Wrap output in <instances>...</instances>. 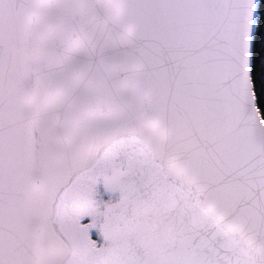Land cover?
Masks as SVG:
<instances>
[{
	"label": "snow or ice",
	"instance_id": "snow-or-ice-1",
	"mask_svg": "<svg viewBox=\"0 0 264 264\" xmlns=\"http://www.w3.org/2000/svg\"><path fill=\"white\" fill-rule=\"evenodd\" d=\"M0 264H264L257 0H0Z\"/></svg>",
	"mask_w": 264,
	"mask_h": 264
},
{
	"label": "water",
	"instance_id": "water-1",
	"mask_svg": "<svg viewBox=\"0 0 264 264\" xmlns=\"http://www.w3.org/2000/svg\"><path fill=\"white\" fill-rule=\"evenodd\" d=\"M260 1L261 0H257L258 10H259ZM254 37H255V31L253 34V43H254ZM98 189L100 190V193L102 195L103 200H109V199L117 200V199H119L120 193L118 190L115 192H112V193H109L106 190H104L102 178L100 180V183L98 184ZM90 220H91L90 217H84V218H82L81 222L82 223H89ZM90 236L92 239L96 240L98 245L104 243L103 237L100 235V231H99L98 227L90 229Z\"/></svg>",
	"mask_w": 264,
	"mask_h": 264
},
{
	"label": "trees",
	"instance_id": "trees-1",
	"mask_svg": "<svg viewBox=\"0 0 264 264\" xmlns=\"http://www.w3.org/2000/svg\"><path fill=\"white\" fill-rule=\"evenodd\" d=\"M262 16H264V0L260 1V5H259V10H258ZM255 47H256V33H255V37H254V43H253V50H254V60H255ZM254 79H255V67H254ZM260 94L259 89H258V95Z\"/></svg>",
	"mask_w": 264,
	"mask_h": 264
}]
</instances>
